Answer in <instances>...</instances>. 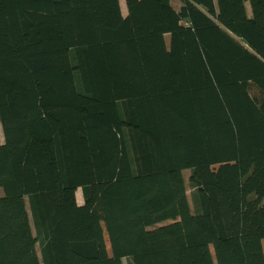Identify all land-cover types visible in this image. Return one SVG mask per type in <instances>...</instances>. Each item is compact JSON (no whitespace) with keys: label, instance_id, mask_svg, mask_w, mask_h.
<instances>
[{"label":"trees","instance_id":"16d2710c","mask_svg":"<svg viewBox=\"0 0 264 264\" xmlns=\"http://www.w3.org/2000/svg\"><path fill=\"white\" fill-rule=\"evenodd\" d=\"M179 1L0 0V264H264V0Z\"/></svg>","mask_w":264,"mask_h":264},{"label":"rangeland","instance_id":"374dc122","mask_svg":"<svg viewBox=\"0 0 264 264\" xmlns=\"http://www.w3.org/2000/svg\"><path fill=\"white\" fill-rule=\"evenodd\" d=\"M171 3H172V5L174 6V8L176 10L179 9V6L181 4V2L179 0H171ZM247 7L249 8L248 4H247ZM122 13L124 15L127 13L126 7H125V9L122 10ZM165 41H166V44H168V42H169V35L168 34L165 35ZM251 91L253 93H257V90L254 87H252ZM0 142H3V134H2L1 126H0ZM182 174H183V178H184V182H185V187H186L187 195H188V197H190V191H191V189L189 188V185H188L189 170H183L182 171ZM1 195H2V190L0 188V196ZM76 199H77V202L79 204H82V202H83L82 198H80L79 196H76ZM189 204H190L191 209H192V202L190 201V198H189ZM36 248H37L38 254H40L39 253V246L37 245ZM123 262H124V264H127V260L126 259H124Z\"/></svg>","mask_w":264,"mask_h":264},{"label":"bare ground","instance_id":"6f19581e","mask_svg":"<svg viewBox=\"0 0 264 264\" xmlns=\"http://www.w3.org/2000/svg\"><path fill=\"white\" fill-rule=\"evenodd\" d=\"M119 2H120V7H121V9H122V10L125 9V2H124V0H119ZM76 196H79L80 198H82V192H81V189H77V191H76Z\"/></svg>","mask_w":264,"mask_h":264}]
</instances>
